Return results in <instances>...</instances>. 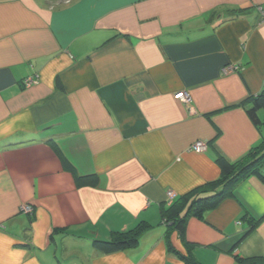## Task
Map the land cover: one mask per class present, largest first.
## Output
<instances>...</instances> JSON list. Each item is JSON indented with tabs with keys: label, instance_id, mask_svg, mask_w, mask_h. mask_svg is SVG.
<instances>
[{
	"label": "crops",
	"instance_id": "0c3cea01",
	"mask_svg": "<svg viewBox=\"0 0 264 264\" xmlns=\"http://www.w3.org/2000/svg\"><path fill=\"white\" fill-rule=\"evenodd\" d=\"M229 64L239 70L225 75ZM262 92L264 0H0V264L264 256L255 176L189 218L186 243L162 224L169 191L190 203L220 178V157L261 144L244 103ZM198 141L205 152L190 150ZM54 144L97 185L78 187ZM249 219H261L252 232ZM141 222L136 248L93 247Z\"/></svg>",
	"mask_w": 264,
	"mask_h": 264
},
{
	"label": "trees",
	"instance_id": "16d2710c",
	"mask_svg": "<svg viewBox=\"0 0 264 264\" xmlns=\"http://www.w3.org/2000/svg\"><path fill=\"white\" fill-rule=\"evenodd\" d=\"M244 104L250 105V108L246 110L247 114L255 127L261 131L264 127V116L261 114L264 113V92L248 98ZM54 148L59 154L64 168L74 175L78 187L97 185L98 180L95 176H79L60 152L57 144H54ZM217 162L221 168V176L217 181L208 185L209 189L195 193L196 196L192 198L190 203L186 197L178 198L170 206L163 208L162 224L169 230L177 231L184 243H186V225L189 218H204L205 212L215 208L225 198L232 196L234 188L247 178L255 176L264 182L262 173V168L264 167V134L261 144L242 160L231 163L220 157ZM260 220L249 219L251 223L250 232L257 228L261 222ZM146 226V222H141L132 229L115 231L109 240L93 241V247L104 255L136 248L139 246L141 237L146 231ZM186 245L188 247V244ZM168 247L172 250L170 243H168ZM181 259L186 264H197L192 255H181ZM243 261L245 264H264V256L248 257L244 258Z\"/></svg>",
	"mask_w": 264,
	"mask_h": 264
},
{
	"label": "built area",
	"instance_id": "2783aa9c",
	"mask_svg": "<svg viewBox=\"0 0 264 264\" xmlns=\"http://www.w3.org/2000/svg\"><path fill=\"white\" fill-rule=\"evenodd\" d=\"M239 70V66L236 64H229L227 65L223 72L225 75H229L231 73L237 72ZM34 83V80L32 79H26L24 81L25 86H30ZM177 98L180 99L181 102H183L184 104H186L187 106H189V104L191 103V97L189 94L187 93H179L177 95ZM191 109V108H190ZM208 147V143L205 141H198L196 142L192 147H191V151L196 152V153H201V152H205L207 150ZM167 198L170 202L174 201V199L176 198V194L172 191H169L167 193ZM25 212L27 213H31L33 212V209L31 206H28L24 209Z\"/></svg>",
	"mask_w": 264,
	"mask_h": 264
}]
</instances>
